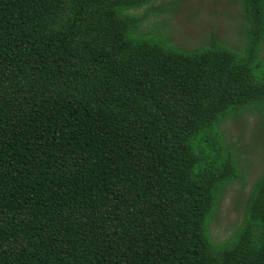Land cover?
Wrapping results in <instances>:
<instances>
[{"label":"trees","instance_id":"1","mask_svg":"<svg viewBox=\"0 0 264 264\" xmlns=\"http://www.w3.org/2000/svg\"><path fill=\"white\" fill-rule=\"evenodd\" d=\"M153 2L0 0V264H264V169L210 232L244 181L225 124L264 125V0L194 48Z\"/></svg>","mask_w":264,"mask_h":264},{"label":"rangeland","instance_id":"2","mask_svg":"<svg viewBox=\"0 0 264 264\" xmlns=\"http://www.w3.org/2000/svg\"><path fill=\"white\" fill-rule=\"evenodd\" d=\"M153 4L176 6L164 16L171 41L181 47L202 46L212 35L234 47L242 44V0H154ZM158 18L150 19L144 27ZM224 133L237 147L244 181L228 186L218 216L211 222L210 232L216 241L230 236L241 223L249 191L264 169V125L257 115L228 121Z\"/></svg>","mask_w":264,"mask_h":264}]
</instances>
